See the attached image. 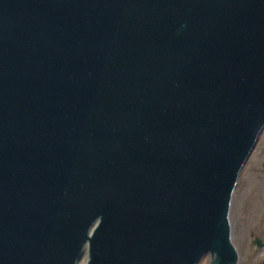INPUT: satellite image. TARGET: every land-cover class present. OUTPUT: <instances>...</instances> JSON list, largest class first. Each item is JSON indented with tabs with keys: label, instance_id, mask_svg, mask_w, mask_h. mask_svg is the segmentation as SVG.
I'll return each instance as SVG.
<instances>
[{
	"label": "water",
	"instance_id": "water-1",
	"mask_svg": "<svg viewBox=\"0 0 264 264\" xmlns=\"http://www.w3.org/2000/svg\"><path fill=\"white\" fill-rule=\"evenodd\" d=\"M263 129L264 0H0V264H236Z\"/></svg>",
	"mask_w": 264,
	"mask_h": 264
},
{
	"label": "rangeland",
	"instance_id": "rangeland-1",
	"mask_svg": "<svg viewBox=\"0 0 264 264\" xmlns=\"http://www.w3.org/2000/svg\"><path fill=\"white\" fill-rule=\"evenodd\" d=\"M230 238L236 249V264L264 261V129L239 173L229 209ZM255 238L263 241L257 248ZM204 256L198 264H210Z\"/></svg>",
	"mask_w": 264,
	"mask_h": 264
},
{
	"label": "flooded vegetation",
	"instance_id": "flooded-vegetation-1",
	"mask_svg": "<svg viewBox=\"0 0 264 264\" xmlns=\"http://www.w3.org/2000/svg\"><path fill=\"white\" fill-rule=\"evenodd\" d=\"M256 239H258V238H255V239H254L253 244H255V246H256L257 248H260V247L263 245V241L260 240V241H261V245H260V246H257V245H256V242H255ZM263 262H264V261H262L261 263H263Z\"/></svg>",
	"mask_w": 264,
	"mask_h": 264
}]
</instances>
